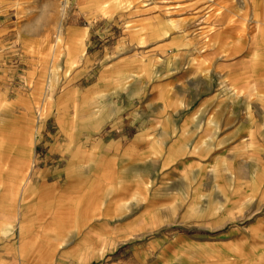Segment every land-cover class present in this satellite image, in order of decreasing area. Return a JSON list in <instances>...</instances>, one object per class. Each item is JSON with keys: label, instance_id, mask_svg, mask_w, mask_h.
I'll return each mask as SVG.
<instances>
[{"label": "crops", "instance_id": "obj_1", "mask_svg": "<svg viewBox=\"0 0 264 264\" xmlns=\"http://www.w3.org/2000/svg\"><path fill=\"white\" fill-rule=\"evenodd\" d=\"M225 1L230 7L219 9V15L235 18V25L192 42L191 52L183 42H177L169 55L162 53L172 48L168 41L152 45L159 51L154 58L169 60L170 71L190 65L191 88L184 92L178 82L173 85L178 108L165 109L172 102L154 76L137 77L141 74L131 66L137 58L133 53L118 57L128 61L126 71L113 78L103 70L97 73L98 89L80 97L67 91L59 100L62 111L71 105L82 108L78 117L85 120L55 122L54 131L36 135L47 146V155L34 151L38 166L26 174L31 184L18 190L15 246L8 241L7 222L0 221V264L13 258L16 264H136L156 253L152 264H264V23L257 26L254 42L242 37L240 25L245 17H261L264 22V0H252L251 9L237 3L242 0ZM203 11L218 15L217 10ZM114 50L117 55L122 52L120 46ZM83 62L88 65L90 60ZM217 63L247 68L231 73L229 89L219 90L212 79ZM184 103L189 105L187 114ZM184 151H191L189 172L198 183L192 190V222L203 230L190 236L177 233L169 240L173 243L161 233L144 239L143 247L131 254V263L119 255L103 263V257L124 242L144 236L136 229L142 221L150 231L173 223L160 215L153 224L136 214L129 200L136 201V194L146 191L141 177L174 171L175 185L165 177L160 185H149L147 192L158 193L154 198L161 199V209L173 194L177 202L183 201L179 193ZM21 170H15L13 181L21 180L26 172ZM203 175L210 178L204 187L198 181ZM126 226L132 227L125 231Z\"/></svg>", "mask_w": 264, "mask_h": 264}, {"label": "rangeland", "instance_id": "obj_2", "mask_svg": "<svg viewBox=\"0 0 264 264\" xmlns=\"http://www.w3.org/2000/svg\"><path fill=\"white\" fill-rule=\"evenodd\" d=\"M240 2L250 9L254 3L252 0L237 1ZM229 4L225 0H0V221L8 224L10 243L15 246L18 190L31 184L28 171L38 166L34 163L33 153L35 151L40 157L47 155V146H43L36 135L40 137L44 132L54 131L55 122L85 120V117H78L84 113L78 105H71L66 112L61 110L59 100L67 96L66 92L80 97L91 88H97L98 72L103 70L113 78L122 70L126 71L128 61L118 57L133 53L137 58L132 60L131 66L141 74L137 77L154 76L153 81L163 84L160 91L168 96L166 100L172 102L166 104L165 109L178 108L173 85L178 82L184 92L191 88L187 80V76L191 78L190 65H183L177 73L170 71L169 60L163 62L154 58L159 51L152 50V45L168 41L172 48H165L162 53L169 55L176 51L177 42H183L185 51L191 52L192 42H203L209 32L235 25V18L219 15V9H228ZM207 9L217 10L218 15L208 16L203 11ZM243 19L240 23L244 32L242 37L256 41L257 26L264 22L261 17L258 21L254 17ZM254 21H257L255 25ZM119 46L122 52L117 55L114 47ZM82 58H89V64L86 65ZM161 64H165L163 69L155 72ZM245 68L247 66L243 64H215L212 77L215 88L229 89L231 73H244ZM111 87L108 84V89ZM154 88L151 87L153 93L156 92ZM185 105L184 113L187 114L190 109ZM92 112L98 115L96 111ZM169 152H172L171 148ZM190 153L184 151L183 156L184 173L180 184L184 191L179 193L184 196L183 201L177 202L176 194H173L168 198L167 207L161 209L158 207L161 199L154 198L158 193L147 192L149 185H160L165 177L169 181L172 179L169 183L175 185L174 171L167 175L153 171L151 176L141 177V180L145 179L146 191L137 193L136 201L129 200L136 207L134 212L150 218L153 224L159 221L160 215L173 223L150 231L151 226L142 221L136 229L140 228L144 236L130 238L114 254L104 256L103 263L117 255L131 263V254L143 247L144 239L161 233L167 236L168 243H173L169 240L177 233L190 236L192 231L203 230L192 222V190L198 183L189 172ZM21 168L25 174L18 182L17 177L13 181V173ZM209 180L203 175L198 181L204 187ZM179 219L183 222L177 223ZM131 227L126 226L125 231ZM156 259L157 253L136 264H152ZM6 264H16L15 258Z\"/></svg>", "mask_w": 264, "mask_h": 264}]
</instances>
